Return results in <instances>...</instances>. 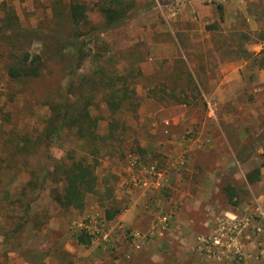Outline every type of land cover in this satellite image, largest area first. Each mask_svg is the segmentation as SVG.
Returning a JSON list of instances; mask_svg holds the SVG:
<instances>
[{"label":"rangeland","instance_id":"rangeland-1","mask_svg":"<svg viewBox=\"0 0 264 264\" xmlns=\"http://www.w3.org/2000/svg\"><path fill=\"white\" fill-rule=\"evenodd\" d=\"M69 1L0 0V26L11 11L32 33H0V140L38 133L48 116L47 95L66 88L70 78L61 63L26 82L9 79L7 68L13 55L37 54L53 33L73 29ZM76 1L87 6L76 27L84 44L78 76L100 69L106 77L123 76L136 96L112 117L119 126L110 139L102 99L108 89L94 90L90 112L102 137L98 193L76 210L53 201L51 178L44 189L26 191L42 223L22 224L4 238L21 209L0 216V264H264V0H135L122 26L94 35L91 28L103 27L97 0ZM90 150L65 133L17 160L12 197L30 171L51 170L69 155L91 160ZM254 170L258 180L249 184ZM111 204L123 210L107 221ZM85 224L99 235L82 246L75 236ZM214 236L220 246H211Z\"/></svg>","mask_w":264,"mask_h":264},{"label":"trees","instance_id":"trees-1","mask_svg":"<svg viewBox=\"0 0 264 264\" xmlns=\"http://www.w3.org/2000/svg\"><path fill=\"white\" fill-rule=\"evenodd\" d=\"M95 6L102 18L103 27L94 26L91 28V32L88 33L90 35L103 30H115L122 26L133 14L135 0H97ZM218 8L222 9L221 6H218ZM86 13L87 6L85 4L70 0L67 5V17L73 25V29L66 33H53L52 39L54 41H50L48 44L45 43L43 50L37 54L23 52L19 55H13V64L7 68L9 79L26 82L45 76L51 62H58L65 69L62 74H66L70 79H68L65 89L59 88L53 94L47 95L50 99L46 103L48 116L38 133L31 136H21L19 140L6 134L0 140V216L7 218L9 217L7 213L11 208L21 209L16 215L19 223L9 233H5L4 238L18 234L22 224H32L33 222L36 225L42 223L31 212L30 203L32 200L28 201L25 192L32 191L33 193L36 190L44 189L42 182L44 183L48 178H51L53 184L50 188V196L57 206L62 209L82 210L86 196L98 193L95 155L99 153L96 143L102 137L97 133L99 118L92 116L90 112L94 101L93 92L102 84L108 89L102 99L111 117L108 123L110 139L113 138L111 134L119 126L118 122L113 120L112 117L121 110L128 98L136 96L135 91L125 83L123 76L106 77L103 75L102 69L93 72L91 77L85 74H79L80 77L78 76V71L81 69L78 64L80 65L82 62V46L84 44L82 40L83 33H79L76 27L83 23ZM0 33L3 37L8 33L15 36V38L32 34L23 31L17 25L15 15L11 11L2 19ZM259 39L264 44V27L260 31ZM260 53L264 56V50ZM259 66L264 67V62L260 61ZM76 82H79V84H76ZM179 103L182 102L179 101ZM134 105L137 106V104ZM65 133H73L78 140L90 145L91 160H87L86 157L76 158L69 155L67 159H63L62 163H58L51 170L44 168L41 174L30 171L29 180L22 186V192H18V196L16 195L13 198L10 186L12 179L16 177L13 175L16 169V161L39 154L50 148L54 140L61 138ZM258 175V170L248 173L246 177L248 183L252 184L257 181ZM39 181L41 182L39 183ZM58 184H60V188ZM225 190L226 192L228 190L233 191L231 188H225ZM9 205H12V207ZM122 210L123 208L113 207L112 204L106 206L104 219L107 221L113 220ZM90 240L91 237L86 232H80L75 236L78 245L87 246L90 244Z\"/></svg>","mask_w":264,"mask_h":264},{"label":"built area","instance_id":"built-area-1","mask_svg":"<svg viewBox=\"0 0 264 264\" xmlns=\"http://www.w3.org/2000/svg\"><path fill=\"white\" fill-rule=\"evenodd\" d=\"M262 47H264V45L262 44ZM132 167H138V164L136 162H133L132 163ZM156 185H158V183H154ZM264 216V214H263ZM82 232H86L88 235H90V237H96L99 235V232L98 231H91L88 229V226L87 224H85L84 226H82ZM210 244L211 246L213 247H216V246H220V237L218 236H214L211 240H210Z\"/></svg>","mask_w":264,"mask_h":264},{"label":"crops","instance_id":"crops-1","mask_svg":"<svg viewBox=\"0 0 264 264\" xmlns=\"http://www.w3.org/2000/svg\"><path fill=\"white\" fill-rule=\"evenodd\" d=\"M122 219L125 220V221H127V215L126 214L123 215V218Z\"/></svg>","mask_w":264,"mask_h":264}]
</instances>
